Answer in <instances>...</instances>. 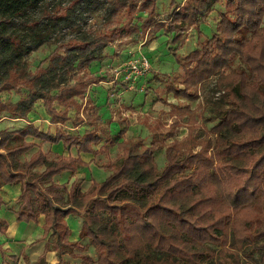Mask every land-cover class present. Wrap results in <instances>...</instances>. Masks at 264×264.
<instances>
[{"label": "trees", "instance_id": "obj_1", "mask_svg": "<svg viewBox=\"0 0 264 264\" xmlns=\"http://www.w3.org/2000/svg\"><path fill=\"white\" fill-rule=\"evenodd\" d=\"M219 2L225 10L219 13L216 32L183 60L177 59L184 72L182 87L169 83L166 89L175 98L194 100L199 86L215 76L228 107L204 138L196 140L190 132L185 141L174 139L159 173L153 158L158 148L155 138L149 146L140 137L122 139L128 128L124 121L116 134L120 163L84 192L76 181L68 190L52 181L63 171L87 167L89 163L79 156L47 158L39 149L28 159L20 157L34 145L25 141L26 136L62 141L64 146H77L78 152L95 155L106 148L93 149L100 141L95 127L82 135H67L60 129L50 135L31 123L16 131L0 130V188L21 181L16 218L36 221L44 214V235L52 231L56 264H68L61 258L63 253L81 258L80 264H92L86 253L73 252L86 251L88 244L81 242L85 238L95 248L98 264H203L206 257H214V264H236L244 245L264 242V0H186L172 5L164 21L155 18L156 0H0V92L27 90L15 103L0 99V118L8 113L27 119L41 100L51 123H65L69 110H81L76 124L101 122L85 95L90 84L114 77L87 68L118 37V15L123 9L145 14L138 25L128 22L127 31L173 32V41L180 45L185 28ZM105 8L109 14L101 31L80 28L89 14ZM66 26L76 32L63 40L59 31ZM52 37L57 44L46 57V66L41 62L29 74L25 58ZM236 60L243 67H233ZM55 102L62 108L57 109ZM172 109L181 111L178 119L188 108ZM176 119L168 136L177 129ZM41 165L43 170L36 173ZM100 213L109 219H102ZM70 214L81 219L76 241L69 240L65 218ZM138 241L143 242L140 247ZM210 244L221 248L216 252ZM148 246L161 256L143 251ZM47 249L32 264H43ZM11 261L17 264L18 257L11 256Z\"/></svg>", "mask_w": 264, "mask_h": 264}, {"label": "rangeland", "instance_id": "obj_2", "mask_svg": "<svg viewBox=\"0 0 264 264\" xmlns=\"http://www.w3.org/2000/svg\"><path fill=\"white\" fill-rule=\"evenodd\" d=\"M67 1V0H66ZM186 2V0H156V19L168 20L172 5H178ZM193 3V2H192ZM225 10L223 2L213 3L210 9L206 10L196 20L197 23L188 25L185 28L184 41L179 45L174 42L175 34L166 33L163 30L155 34H143L140 32L127 31L131 24H139L140 19L145 14L137 11L127 13L122 10L118 15L120 30L118 37L109 43L103 51L98 55L87 68L96 75H102L109 78L113 75L114 81H101L96 84H90L86 93L94 105L95 115H106L104 121H95L89 124L88 121L76 124L78 117L82 116V111L69 110L70 119L62 126L66 132H77L78 129L99 128L101 143H108L105 149H101L94 159L88 171L79 172L80 176L87 177L83 183L81 179L77 180L83 192L89 180L101 181L113 172V169L121 161V151L117 149L116 142L120 141L117 135H108L107 132L120 129V122L124 121L128 124V128L122 139L135 140L137 137L143 139V144L149 146L155 138L158 148L153 152V158L156 165V172L159 173L166 162L165 150L171 145L174 139L178 141L187 140V136H191L196 140L204 138L209 134V130L218 121L228 104L222 101L223 91L216 87V77L213 76L203 82L197 92L194 100L180 97L175 98L172 93L167 92V85L173 83L176 88H181V81L184 77L183 69L178 65L177 59L183 60L185 55L190 51L198 48L200 43L212 37L216 32V25L219 21V13ZM109 9L105 8L93 14H89L84 21L80 23V28L89 32H98L104 28L106 19L108 18ZM130 23L128 25L127 23ZM264 25V18H263ZM76 28L64 27L59 31L63 40L71 38L76 32ZM122 29V30H121ZM199 33V34H198ZM57 42L52 37L49 41L36 47L26 58L27 72L32 74L36 66L43 62L46 66V57L55 48ZM146 58L149 64L148 71L142 76L133 80L126 77L128 75V66L132 60ZM242 65L236 60L233 67ZM27 93L24 88L16 90L0 92V99L7 103H15L20 97ZM79 103L84 99H77ZM153 100V101H152ZM54 106L59 108L55 102ZM172 106L187 107L189 109L182 113V117H176L181 113L178 109H172ZM8 117V113H4ZM95 116V117H96ZM109 116V117H107ZM11 118V117H8ZM27 119L32 122L38 129L43 131H54L55 126L50 124L49 117L46 116L41 100L37 101L31 111L27 114ZM177 122V129L173 136H168L171 122ZM116 121L117 124H112ZM24 124L20 120H10L0 124L1 127L7 129H15ZM193 128L192 131L188 130ZM103 133V134H102ZM213 136L212 133H210ZM40 144L39 141H35ZM45 148V147H44ZM89 172V175H88ZM81 178V177H80ZM90 178V179H89ZM86 188V189H85ZM127 194H121L120 198H126ZM102 219L109 218L105 213H100ZM129 221H132L129 218ZM88 244L87 251L93 253L94 264H98L97 253L90 241L85 238ZM140 245L143 242L138 241ZM216 252L220 250V246L209 245ZM77 250V249H76ZM80 251V250H79ZM143 251L151 256H161L162 253L152 251V248L144 247ZM85 252V251H83ZM238 262L236 264H264V242L258 241L253 244H246L237 254ZM214 257H206L203 264H214ZM69 264V263H68Z\"/></svg>", "mask_w": 264, "mask_h": 264}, {"label": "crops", "instance_id": "obj_3", "mask_svg": "<svg viewBox=\"0 0 264 264\" xmlns=\"http://www.w3.org/2000/svg\"><path fill=\"white\" fill-rule=\"evenodd\" d=\"M61 108L62 107L59 106V108L57 109H61ZM45 114L47 117H49L46 112ZM8 117H11V116L8 115ZM8 117L7 115L3 113L2 117L0 118V124L8 121V119L20 120V121H23L24 124H22L20 127H17L15 129H7L6 127H1L0 130L16 131V130H19L25 127L29 123L33 124L28 119L17 118V117L8 118ZM105 117L106 115L100 116L101 121H104ZM49 122H50V118H49ZM81 123H78V124L80 125ZM50 124L55 126L54 131L52 130L43 131V130L38 129V127L35 126L34 124L33 125L38 129V131L43 132V133L47 132L50 135H54L56 133V130L58 129L64 131L67 135H77V134L82 135L86 129H90V128H86L84 130L78 129L77 132L68 133L62 127L64 123H59V122L51 123L50 122ZM112 124H117V122L114 121L112 122ZM98 130L100 129L97 128L96 134H98L97 133ZM118 131L119 130H115V131H110L107 133L108 135L111 136V135L117 134ZM98 135L100 136V134ZM36 140L39 141L40 144H37L38 142L36 143L35 142ZM25 141L31 142L34 145L28 152H26L22 157H20V160L28 159L32 153L40 149L47 156V158H53L55 155H64V156L70 155L72 157L79 156L84 162L89 163L87 167L78 168L74 172L70 170H66V171H63L62 173L54 175L52 178V181L54 183L64 185L65 188L68 190L74 181L77 182V180L81 179L83 183L86 182L87 177L85 175L80 176L79 172L88 171V168L93 163V161L91 162V160L94 159L96 154L93 155L92 153L78 152L77 146L75 145L64 146L62 141H59L58 143H51V142L44 141V140H41V139H38L32 136H26ZM100 142H101V137H100L99 143ZM97 144L92 146L93 149L99 150L101 146L107 147L109 145L108 143L106 144L101 143L100 146ZM42 170H43L42 165L35 168L36 173L41 172ZM88 175H89V172H88ZM92 181H95V180L93 179L89 180V183L87 184L86 187H89ZM96 182H100V181H96ZM81 191L83 192V189ZM20 192H21V181H17L13 184H5V185H2L0 188V264H3L4 262L8 264H12L11 256L18 257L17 264H26V262H28L29 264H32L44 252L46 246L48 249L45 251L43 264H56L59 258L56 253V250H54L53 248L54 236L51 235L52 231L50 230L44 235V229H43L44 214L40 213L36 221H33V220L23 221V220H17L16 218V211H18V209L20 208V204H21L18 201ZM65 220L70 230L69 240L70 241L78 240L79 230H80V225H81L80 217L74 214H70L66 216ZM81 242L85 243L84 239L81 240ZM73 252L74 253H86L88 256L92 258V260H95L93 253L89 252V250L82 252V251L75 249ZM61 258L69 264H80L81 263V258L73 257L68 253H63L61 255Z\"/></svg>", "mask_w": 264, "mask_h": 264}, {"label": "built area", "instance_id": "obj_4", "mask_svg": "<svg viewBox=\"0 0 264 264\" xmlns=\"http://www.w3.org/2000/svg\"><path fill=\"white\" fill-rule=\"evenodd\" d=\"M148 67H149V64H148V61L146 58L142 57L139 59L132 60L129 63L128 75L126 74V77L131 79V80L133 78V80H134V79L142 76L145 72H147Z\"/></svg>", "mask_w": 264, "mask_h": 264}]
</instances>
